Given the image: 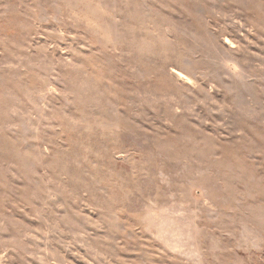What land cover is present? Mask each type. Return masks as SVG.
<instances>
[{
    "label": "rangeland",
    "instance_id": "rangeland-1",
    "mask_svg": "<svg viewBox=\"0 0 264 264\" xmlns=\"http://www.w3.org/2000/svg\"><path fill=\"white\" fill-rule=\"evenodd\" d=\"M0 264H264V0H0Z\"/></svg>",
    "mask_w": 264,
    "mask_h": 264
}]
</instances>
